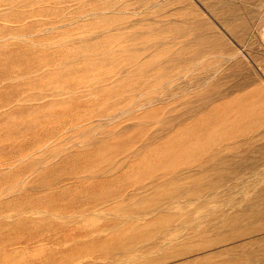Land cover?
I'll return each instance as SVG.
<instances>
[{"label":"rangeland","instance_id":"obj_1","mask_svg":"<svg viewBox=\"0 0 264 264\" xmlns=\"http://www.w3.org/2000/svg\"><path fill=\"white\" fill-rule=\"evenodd\" d=\"M0 264H264V0H0Z\"/></svg>","mask_w":264,"mask_h":264}]
</instances>
